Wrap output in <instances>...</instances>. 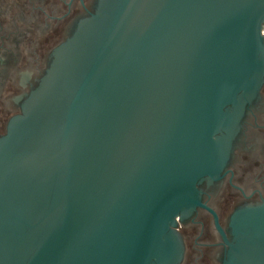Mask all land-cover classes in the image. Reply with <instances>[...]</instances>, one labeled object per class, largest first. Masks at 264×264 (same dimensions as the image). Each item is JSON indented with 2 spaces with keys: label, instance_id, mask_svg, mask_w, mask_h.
<instances>
[{
  "label": "water",
  "instance_id": "1",
  "mask_svg": "<svg viewBox=\"0 0 264 264\" xmlns=\"http://www.w3.org/2000/svg\"><path fill=\"white\" fill-rule=\"evenodd\" d=\"M106 4L0 139V264H180L264 82V0ZM219 230L222 264H264V202Z\"/></svg>",
  "mask_w": 264,
  "mask_h": 264
},
{
  "label": "flooded vegetation",
  "instance_id": "2",
  "mask_svg": "<svg viewBox=\"0 0 264 264\" xmlns=\"http://www.w3.org/2000/svg\"><path fill=\"white\" fill-rule=\"evenodd\" d=\"M106 1L0 0V139L56 76L64 49L105 15ZM244 104L227 133L224 168L198 186L203 206L177 219L180 264H222L219 227L231 240L234 213L264 202V82Z\"/></svg>",
  "mask_w": 264,
  "mask_h": 264
}]
</instances>
